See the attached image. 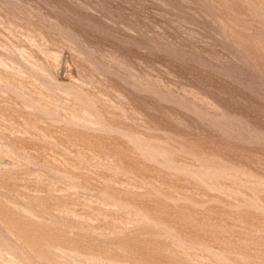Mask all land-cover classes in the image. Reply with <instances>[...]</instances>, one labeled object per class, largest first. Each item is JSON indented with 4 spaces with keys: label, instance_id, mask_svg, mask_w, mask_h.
Wrapping results in <instances>:
<instances>
[{
    "label": "rangeland",
    "instance_id": "rangeland-1",
    "mask_svg": "<svg viewBox=\"0 0 264 264\" xmlns=\"http://www.w3.org/2000/svg\"><path fill=\"white\" fill-rule=\"evenodd\" d=\"M0 264H264V0H0Z\"/></svg>",
    "mask_w": 264,
    "mask_h": 264
}]
</instances>
